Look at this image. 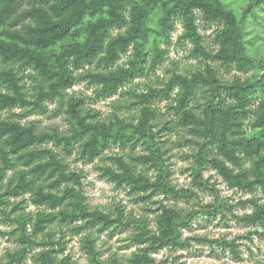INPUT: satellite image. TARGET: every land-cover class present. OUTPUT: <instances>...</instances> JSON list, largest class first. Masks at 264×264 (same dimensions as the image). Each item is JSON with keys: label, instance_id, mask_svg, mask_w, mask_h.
<instances>
[{"label": "trees", "instance_id": "1", "mask_svg": "<svg viewBox=\"0 0 264 264\" xmlns=\"http://www.w3.org/2000/svg\"><path fill=\"white\" fill-rule=\"evenodd\" d=\"M260 13L264 0H248L239 15L225 0H0V111L22 110L16 118L43 116L57 102V111L66 109L70 125L67 133L38 132L35 123L0 115V216L16 223L19 231L18 249L0 258V264H24L27 259L33 264H76L70 256L58 260L66 232L81 236V264H159L154 255L187 245L182 231L198 214L216 217L225 208L232 211L204 179L208 168L231 190L251 196L241 204L251 205L252 213L237 219L246 226H264V60L250 56L245 41L249 20H257ZM154 18L157 28L151 26ZM178 23L183 29L179 40L189 42L197 58L212 56L201 28L214 26L218 49L213 58L226 68L261 73L230 81L206 64L188 74L173 71L167 81L147 84V92L139 93L134 82L163 64L167 51L159 40L170 42ZM80 82L94 87L96 99H109L132 85L124 92L130 102L113 103L114 110L102 118L85 97H67ZM154 101L170 103L177 125L193 136L190 142L198 147L192 156L194 185L213 191L216 202L184 214L159 201L152 211L153 225L148 216L126 215L120 206L114 212L92 209L79 188L83 174L70 171L65 156L45 144L61 146L69 155L76 151L88 165L112 146L126 148L143 140L149 154L128 160L117 155V170L100 168L109 181L128 188L143 203L160 195L180 199L193 194L162 175L165 152L153 123L163 114ZM132 107L139 109V116L124 118L121 109ZM174 129L168 121L162 130ZM141 165L162 176L152 181ZM30 205L36 213H26ZM55 228L61 232L58 238ZM120 230L133 232L130 239L138 250L123 256L110 250L105 256L101 237ZM227 245L238 257L234 243ZM30 248L41 250L30 256Z\"/></svg>", "mask_w": 264, "mask_h": 264}, {"label": "rangeland", "instance_id": "2", "mask_svg": "<svg viewBox=\"0 0 264 264\" xmlns=\"http://www.w3.org/2000/svg\"><path fill=\"white\" fill-rule=\"evenodd\" d=\"M248 0H225L228 8L240 14L246 7ZM264 14L260 13L257 20L250 19L246 28V46L250 56L264 60ZM153 28H157V19L151 22ZM216 27L205 26L201 28L202 34L205 38V46L212 53L208 59L197 58L193 54V46L189 42L179 40L183 31L182 26L178 23L177 29L171 35L170 42L166 43L159 40V45L162 49L167 51L163 64L157 68L155 73L148 77L140 78L134 82L138 84V92H147L146 85L152 84L156 86L160 84L161 80L164 82L169 79L172 72L179 74H188L197 69L203 70L206 64L212 65L217 69L219 75L232 81L234 78H240L242 81L246 79H253L256 75L261 73L259 70L255 71H237L233 68H226L219 61L213 58L218 46L214 43L213 37ZM150 49V46H148ZM126 58L121 61L125 62ZM30 86V85H28ZM132 85L123 89V92L109 99H96L94 87L87 83H78L67 91V97L77 96L85 97L87 106L94 108L101 114L102 118L110 115L114 110L113 103L117 105L120 103H129L130 97L124 92L129 91ZM1 91V90H0ZM173 94L172 99H174ZM118 102V103H117ZM167 101H154L153 106L158 108L163 117L157 119L153 123L154 131L158 133V142L162 150L165 152L164 169L162 175H170L171 183L177 188L189 189L193 194L187 198L171 199L164 195L152 198L150 202H140L136 196L132 195L128 188L116 187V184L109 181L108 177L100 168L104 166H113L118 169L117 164L113 158L115 156L127 157L149 154L146 143L143 140L137 144H130L124 148L120 145L112 146L107 149L102 155V159L96 160L93 164L81 163L78 159L77 152L68 154L61 146H56L53 143H47L44 146L52 148L55 151L65 156L69 170L72 172L83 174L81 185L79 188L83 189L87 202L92 209H106V211L114 212L116 207H122L126 215L132 214L134 216H148L149 225H153L155 214L152 212L157 210V202L164 201L169 206L176 207L184 214H188L193 210H199L203 206L214 204L216 202V195L211 190L201 189L194 185L192 175L193 154L198 147L194 142L193 136L189 132L177 125V118L174 111L168 110ZM57 102L49 104V112L43 116L30 117H13V115L23 114L20 109H14L11 113L0 111L3 118H15L16 121L22 124L35 123V128L38 132H53L58 130L61 133H67L70 129L68 122V115L65 108H60ZM139 109L132 107L131 110L121 109V114L124 118H133L139 116ZM168 121L173 123L174 131H163L165 123ZM250 128H249V130ZM194 140V141H193ZM191 141V142H190ZM77 146H75L76 149ZM250 164H247L249 166ZM140 171L155 181L162 175L156 169H148L141 165ZM26 169L22 167L21 170ZM11 173L5 180L7 183ZM204 179L210 181V185L214 186L219 192L220 201L227 206L232 207V211L225 208L222 213L211 217L206 214H198L191 221L190 226L184 228L182 231V241L187 244L185 246L167 247L154 255L159 264H259L264 263V226H246L237 218L244 214H250L253 211L251 205L244 206L241 202L249 200L251 196L247 193L238 190H231L224 180L217 174L216 170L208 168L204 172ZM64 187V186H63ZM27 199V197H25ZM15 199H13L14 201ZM20 199H17L19 201ZM26 204H24V207ZM151 211V212H150ZM36 213L37 208L30 205L26 213ZM32 230V226H29ZM57 232L56 238L61 236L60 229L55 228ZM154 230V226L150 227ZM16 231V232H15ZM66 232V230H64ZM13 233V234H12ZM131 231L120 230L115 233L113 237L103 235L102 240L99 241L100 247L105 251V256H108V251L115 252L120 256L131 255L138 250L134 245ZM17 225L14 222L3 220L0 216V258L6 257L8 252H13L18 249L17 245ZM65 248L62 253H59L58 260H62L66 256H70L72 262L81 264V236H72L66 232ZM224 243V244H223ZM228 243H234L238 251V257L231 251ZM41 250L40 248H33L29 250V255L32 256L35 252ZM24 264H33L32 260L27 259Z\"/></svg>", "mask_w": 264, "mask_h": 264}]
</instances>
